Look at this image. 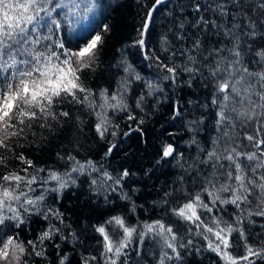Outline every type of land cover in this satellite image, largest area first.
Here are the masks:
<instances>
[{
    "label": "snow or ice",
    "instance_id": "snow-or-ice-1",
    "mask_svg": "<svg viewBox=\"0 0 264 264\" xmlns=\"http://www.w3.org/2000/svg\"><path fill=\"white\" fill-rule=\"evenodd\" d=\"M163 3L164 0H154L150 5H144L143 19L138 29L139 38L132 42L133 47L143 52L145 59L154 60L158 79L155 82L145 80L125 58L115 65L117 68L122 67L127 74L119 82L118 90L109 94L108 89L102 88L98 94H94L92 89L85 87L83 78L95 72L99 65L105 43L104 34L110 31L109 25L105 24L91 38L85 36L86 43L76 48L67 47L59 33L66 24L74 26L76 20L70 17H80L82 13L90 12L96 6L95 0H0V150H3L0 152V169L4 170L0 172V264H39L35 258L47 259L46 242L55 244L56 238L67 241L63 229L52 223L56 220L63 225V214L52 207L45 210L43 202L47 192L59 193L69 183L75 184L73 173H95L96 176L90 181L91 188L105 186L109 182L119 186L130 175L125 169L118 177H113L91 160L81 163L69 156L68 159L73 162L70 172L60 174L49 171L46 178L41 177L39 173L43 169H36L33 161L23 152H15L19 140H27L28 131L37 124L40 128L50 129L52 122L68 117V111L55 110L67 102L85 105L93 111L100 109L96 112L98 122L95 131L104 140L111 124L108 109L125 112L128 120L137 119L124 95L133 81H143L147 89L146 92H140L135 102V107L143 111L146 97L162 91L159 89L160 81H170L175 85L180 73L184 72L189 74V79L184 83L192 87L195 77L203 76L202 69L205 68L208 76L202 82L207 87L210 81L215 89L211 104L217 108V131L225 127L235 128L237 121L246 127L255 124L254 133L245 135L254 150H238L239 146H233L228 131L222 134L229 141L223 149L220 146L222 137H215L211 149L200 148L191 163L185 160L182 153L178 154L172 144H163L158 165L174 160L187 174L198 171L199 166L211 164V171L202 176L203 183L196 192L187 186L186 175L177 176L170 190L164 191L160 201L154 203H159L163 210L173 201L184 199V203L170 209L171 214L178 221L185 222L189 232H193L194 226L195 235L207 242V249L219 257L221 264H253L255 258L264 260V247L254 248L250 245L244 228L240 226L245 217H264V139L261 138L264 134V46L254 48L257 38L264 42V0H210L203 7L196 2L193 7L197 13L211 11L221 21L229 15L230 8L235 9L231 28L222 22L217 23V19H206L204 15H200L192 25L222 29L224 35L230 37L232 46L211 49L203 64L189 54L185 65L171 61L165 63L155 53L149 56L145 51V36L154 23L158 6ZM183 27V24L179 25L180 29ZM44 28L47 33L41 31ZM177 38L183 39V36L177 34ZM160 40L162 50L167 51V36H161ZM202 47L201 40L197 38L188 51L201 52ZM224 52L228 55H222ZM249 54L255 56L252 61L254 68L244 62L243 57ZM214 56L216 59L207 63ZM96 95L99 96V103ZM174 115H179V112ZM139 124H143L142 118ZM129 130H133L131 126ZM135 130L140 131L139 127ZM111 135L115 137L117 132L111 131ZM189 143L197 144V141L193 138ZM116 147L115 143H110L105 157L112 154ZM8 153H12L11 160L19 162V166L11 165V170H8L11 163ZM49 181L55 182V186L43 187ZM177 184L180 186L177 187ZM33 185L41 187L40 195L32 196L36 191ZM192 186L195 187V181ZM111 190L116 191V188L112 187ZM222 193L228 194L227 197L222 196ZM121 199L131 198L125 193ZM223 205H233L239 210V214H233L234 223L214 214V210L222 211ZM131 211L135 212V205ZM34 215L43 217L48 227L34 239L23 240L21 234L26 227L31 229L30 222ZM91 227L98 234L96 239L101 250L98 256L81 254L80 264H146L139 249L135 250L137 259L131 260L129 247L134 235L139 237L141 243L149 234L159 238L161 246L156 264L180 260V249L193 245L192 240L177 245L176 231L163 220L130 226L123 216L117 214ZM233 233H238L239 239L244 242L243 255H233L231 251ZM71 236L79 242L76 233H71ZM55 247L59 249L60 244H55ZM57 258L58 264L68 262L67 253H58Z\"/></svg>",
    "mask_w": 264,
    "mask_h": 264
},
{
    "label": "trees",
    "instance_id": "trees-1",
    "mask_svg": "<svg viewBox=\"0 0 264 264\" xmlns=\"http://www.w3.org/2000/svg\"><path fill=\"white\" fill-rule=\"evenodd\" d=\"M152 2L154 0H95L96 6L90 12L82 13L80 17H70L76 20L74 26L66 24L59 33L67 47L76 48L86 43L85 36L91 38V35L101 31L105 24L109 25L110 31L104 34L105 43L99 65L95 72L88 73L83 78L85 87L92 89L94 94H98L102 88L108 89L109 94L118 90L119 82L127 74L122 67L117 68L115 65L125 58L135 72H138L145 80L151 79L155 82L158 79L154 60L145 59L143 52L138 47L132 46V42L139 38L138 29L143 19L144 5H150ZM196 2L203 7L208 5L210 0H164V3L158 6L154 23L145 36L147 41L145 51L149 56L155 53L165 63L171 61L177 65H185L188 63L187 56L191 54L203 64L211 49L232 46L230 37H226L222 29L217 30L211 26L205 29L203 25L198 27L192 25L200 15H204L206 19H217V23L222 22L231 28L232 13L235 9L230 8L229 15L221 21L211 11L197 13L193 7ZM180 24L184 25L183 29L179 28ZM41 31L47 33L46 28ZM177 34L182 35L183 39H178ZM165 35L169 42L167 51L162 50L160 40L161 36ZM197 38L202 42L201 52L189 53L188 50L192 48ZM258 46H264V42L259 38L256 39L254 48ZM244 50L247 52L246 48ZM222 55L227 56L228 53L224 52ZM215 59L214 56L207 63H212ZM243 59L247 66L255 67L252 64L254 55H245ZM202 72L203 76L197 75L192 87L184 83L189 79V74L184 72L180 73L175 85L170 81H160L159 89L162 91H157L154 96L146 97L143 111L135 107V102L140 92L142 90L146 92L147 89L143 81H133L124 95L132 114L137 119L128 120L125 112L108 109L107 115L111 124L110 131L104 140H101L95 131V124L98 122L96 112L100 109L96 108L93 111L85 105L67 102L57 106L55 110L68 111L70 113L68 117H61L59 122H52L53 126L50 129L40 128L37 124L27 132V140L23 138L19 140L15 152L17 154L23 152L33 161L36 169H43L39 173L41 177L46 178L49 171L60 174L70 172L73 162L68 159L69 156L75 157L81 163L91 160L97 167L102 166L113 177H118L125 169L130 172L119 186L109 182L108 185L95 188L90 187V181L96 176L95 173H73L72 176L76 179L75 184L69 183V186L59 193L51 191L46 193L43 202L45 210L52 207L59 209L63 214V225L56 220L52 223L61 227L68 239L63 241L56 238L55 244H60L59 249L52 242H46L47 259L35 258L39 264H58V253L68 254L66 264H80L81 254L98 256L101 250L96 239L98 234L94 233L91 225L103 223L110 216L117 214L123 216L130 226L163 220L176 231L177 245L187 244L189 240L193 241V245L180 249V260H174L169 264H221L219 257L207 249V242L195 235L194 226L193 232H189L188 225L178 221V218L171 214L170 209L184 203V199L173 201L163 210L159 203H154L160 201L164 191L170 190L177 176L186 175L187 186L192 192H196L203 183L202 176L208 175L211 171V164L199 166L198 171L187 174L182 172L174 160L158 165L157 160L162 154L163 144H172L176 152L182 153L189 163L197 156L200 148L211 149L213 138L222 137L224 131H228L233 146H239L238 150H254L245 135L254 133L255 124L246 127L237 121L235 128L225 127L221 128L220 132L217 131L215 124L217 108L211 104L215 89L210 81L207 87L204 86L202 81L208 73L206 68L202 69ZM95 98L99 103V96L96 95ZM253 99L256 98L253 97ZM205 104L208 107H203ZM177 111L179 115H174ZM141 118L143 124H139ZM130 126L132 131L129 130ZM137 127L140 131L135 130ZM111 131H116L117 135L113 137ZM125 132L128 133L127 136L124 135ZM193 138L197 144L189 143ZM261 138L264 139V134ZM227 142H229L228 137H222L221 149ZM110 143H115L117 147L112 154L105 157L104 154ZM8 155L11 161L8 170H11V165L19 166L18 161L11 160L12 153ZM2 171L4 170L0 169V172ZM193 181H195V187L192 186ZM54 186L55 182L49 181L43 187ZM179 186L177 184V187ZM33 187L36 191L32 193V196L40 195L41 187L37 185ZM112 187H115L116 191H112ZM125 193L131 198L130 200L121 199ZM221 195L227 197L228 194ZM133 205H135V212L131 211ZM222 209V211L214 210V214L234 223L233 214H239V210L233 205H223ZM251 210H255V205ZM30 223L31 229L26 227L21 234L23 240L34 239L48 227V222L41 216L34 215ZM240 226L244 228L250 245L254 248L264 247V217L255 215L251 218L245 217ZM73 232L77 234L79 242L72 239ZM232 243L233 255H243L244 242L239 239L238 233H233ZM160 246L159 238L152 234L147 235L143 243L138 236L134 235L129 247L131 260L137 259L135 250L139 249L146 264H156ZM197 249L200 251L197 252ZM253 264H264V260L255 258Z\"/></svg>",
    "mask_w": 264,
    "mask_h": 264
}]
</instances>
